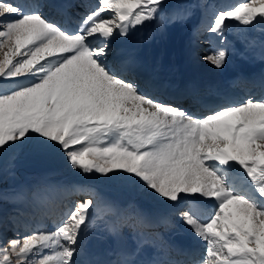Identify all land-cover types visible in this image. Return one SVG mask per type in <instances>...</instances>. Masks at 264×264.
<instances>
[{"label": "snow or ice", "instance_id": "snow-or-ice-1", "mask_svg": "<svg viewBox=\"0 0 264 264\" xmlns=\"http://www.w3.org/2000/svg\"><path fill=\"white\" fill-rule=\"evenodd\" d=\"M47 7L62 22L50 20ZM164 7V0H0V155L57 154L73 171L135 185L205 242L196 264H264V99L224 97L197 115L145 94L113 58V41ZM233 22L264 30V0L220 5L204 31L223 45ZM227 56L217 47L204 59L220 69ZM74 188L85 199L51 230L4 240L0 264H88L80 259L83 233L99 202L90 185ZM130 255L116 264H180Z\"/></svg>", "mask_w": 264, "mask_h": 264}, {"label": "rangeland", "instance_id": "rangeland-1", "mask_svg": "<svg viewBox=\"0 0 264 264\" xmlns=\"http://www.w3.org/2000/svg\"><path fill=\"white\" fill-rule=\"evenodd\" d=\"M7 2H17V0H7ZM90 2L94 4L95 0H90ZM240 2H242V0H194L192 4L180 3V7L177 9L173 8L174 10H172L168 7L167 0H164L165 7L163 11L158 14L156 20L146 22L144 24L145 26L142 25L147 32L145 34L141 32V35L155 38V33L153 34L155 27L161 30L173 26L178 27L179 33L181 32L180 35L182 34L184 37H187L190 43V46L186 49H191L192 52H195V61L197 64L204 71H208L211 74H218L223 79L242 61H251L252 63L250 64L254 66L257 63H264V59H261L259 55L260 45L264 42V32L260 29L248 26V30L246 31L245 26L237 25L233 22L231 30L225 33L226 42L223 45L217 43L215 39L210 38L214 37L215 34H208L204 31L205 27L211 23L215 12L220 9V5L225 3L239 4ZM44 12L45 15L54 22H62L63 20V17L56 12L54 7H47L44 9ZM105 15H107V13H105ZM176 16H179L180 19L172 22L173 18ZM63 26L66 28L74 27V25L71 24H64ZM138 35L139 33L135 35L134 39L132 36L124 38L125 40L121 37L116 38L112 43V48L114 50L113 54L124 52V50H130L129 47H134L138 44L140 42V37H138ZM227 36H231L233 41H228ZM142 45L148 44L139 43V48ZM219 46L228 49V56L224 67L217 69L206 61L204 57ZM152 47V50H157L158 48L154 44ZM0 56H2V53H0ZM136 66L138 67L139 64L137 63ZM125 77L127 78L126 75ZM132 77L131 79L136 81V79ZM136 82L139 84L138 81ZM236 88L237 91H242L240 87ZM250 98L254 100L256 98H259V100L264 99V90L258 92V95H254ZM245 100L246 99H244V101ZM51 159L52 164H50ZM2 167L5 171L0 173L1 180L7 179L9 175L13 177H10V181H12L13 185L11 186L12 190L9 191L8 194L14 195L22 193L26 199L19 203L17 208L9 211L5 220L7 227L4 231L0 230V246L3 245V241L6 239H22L24 236L37 230H51L53 225H58L62 222L64 214L70 207L76 202L85 199V196L80 194L74 186L90 185L94 189L95 196L93 198L99 202V208L96 212L90 209L91 222L84 232L88 233V231H91L92 233L88 234L94 235L97 231L101 232L103 230L106 234L108 230L111 231L112 238L120 242L122 247V254L119 253V255L115 256L117 258L114 261L115 264L118 260H121L125 254L135 256L133 247L137 244L138 236L143 239L144 244L150 243L153 246L160 247L161 255L163 256V260H165L164 262H166V260L173 257L174 253V250L170 249L167 244L169 227L175 232H181L180 230H183V232L185 231L188 236L195 238L200 247V250L196 251L192 262H186L184 255L175 254L176 261H179L180 264H196V262L201 260L206 254L205 242L195 236L179 219L169 217L168 210L161 201L143 193L135 185L125 180H108L99 175H84L79 171H73L69 168L63 157L57 154L40 156L27 149L20 150L15 155H0V168ZM53 170L56 171L58 175L52 176L50 179L46 180L44 184L37 178L33 180L29 179L32 174L39 175L40 173ZM16 174L22 177V182H20V184L18 182L14 183ZM40 176L41 175L38 176L39 179ZM52 190H54V192ZM2 192L3 191L0 190V194ZM41 192L45 195L43 199L40 196ZM55 192L60 193L58 194L59 197H57ZM46 197L48 204H50V211L51 208L54 209V211L49 212V208L37 211V213L29 211L36 205L35 203H38L39 200H44ZM18 209H25V212H21L23 218H17L16 221L12 222L11 219L18 214ZM153 211L160 212L162 214H160L162 219L155 220L151 218L150 214H152ZM3 216L5 215L3 214ZM139 245L140 247L142 246L141 243ZM150 247L151 246H145L142 248L147 249ZM182 254H185V252ZM84 258L83 254L80 259L83 261Z\"/></svg>", "mask_w": 264, "mask_h": 264}, {"label": "bare ground", "instance_id": "bare-ground-1", "mask_svg": "<svg viewBox=\"0 0 264 264\" xmlns=\"http://www.w3.org/2000/svg\"><path fill=\"white\" fill-rule=\"evenodd\" d=\"M179 6H180V4L178 3L176 5V8H178ZM176 8H174V9H176ZM143 26H145V25H143ZM141 32H144V34H145L147 32V30L142 26H137L135 29H130L129 34L126 37L132 36L134 39L135 35L137 33H139V35H138L140 37L139 43L149 44L151 42L153 44L158 45L157 47H159V48L157 50H152L148 47H143L138 51L135 50V55L137 58H146V57L151 56L152 61L158 60L159 62H161L163 64L162 67L160 68V70L166 74H170L173 71L170 69L168 60H170L172 58L174 60V62H178L177 58H180L182 60V63H183L180 65L182 73L186 72L187 69H189L190 71H193L194 73L197 72L198 67L192 61V60H195L196 54H194L195 52H192L191 49L188 50L185 47H182V44L185 43V41L187 40V37H184V35H182V34H181L182 36L180 35L181 32L179 33L178 27L173 26L170 28H165L163 30H161L158 27H155L154 31H153V34L155 33L154 34L155 38H152L149 36L144 37V35L143 36L141 35ZM126 37H121V38L123 40H125L124 38H126ZM139 43H138V46H139ZM177 44H180V45L176 46ZM130 50L132 51V50H134V48H132ZM130 50H127V51H130ZM135 55H134L133 59L129 61V66H131V67H133V65L135 63L134 62ZM240 64L245 65V64H249V63L242 61ZM140 65H143V63H141ZM177 69H179V64L177 66ZM244 69H245V67L243 69L237 68L236 70L232 71L231 75L239 73V71H243ZM144 72L154 74V70L153 71H144ZM205 73L207 75L211 74L208 71ZM200 74L203 75V73H200ZM260 86L263 89L264 84L261 83ZM156 212L153 211V213L150 214V217L155 219V220L156 219L161 220L162 214L158 211H156ZM163 220H164V217H163ZM168 232L171 235V237H169V241H168L169 244L173 243L174 248L177 250L178 253H184L185 252L184 255H187V253L190 251V246H187L185 248V250H183V248L181 246H179L177 243L181 239L186 238L185 237L186 233L183 231L175 232L172 230L171 227H169ZM88 233H92V232L88 231ZM88 233L84 232L83 241H82V247L84 250V257H85L83 261H87L88 264H90L91 256L96 255L95 260L97 261V263L113 264L112 257L115 256V252L121 251V245L114 238H112L111 231L108 230L107 234L103 230L101 232L97 231L96 234H94V235L88 234ZM142 240L143 239L139 240V244L141 243ZM194 245H197V244H194ZM135 250H136L137 256L136 257L132 256L131 258H134L132 260L144 262L145 261V253L148 251H150V254L153 253L154 247L153 248L150 247L147 249H143V248L141 249L140 245H138L135 248ZM160 259H161L160 255H156V256L153 255V261H160Z\"/></svg>", "mask_w": 264, "mask_h": 264}, {"label": "trees", "instance_id": "trees-1", "mask_svg": "<svg viewBox=\"0 0 264 264\" xmlns=\"http://www.w3.org/2000/svg\"><path fill=\"white\" fill-rule=\"evenodd\" d=\"M50 164H52V159L50 161ZM49 164V165H50ZM46 168V167H45ZM5 171V169L2 167L0 168V173ZM40 181L41 182H46L47 179L51 178L52 176L58 175V173L56 171H50V172H43L40 173ZM38 174H32L30 176V180H33L34 178L36 179L38 176ZM13 176V175H12ZM10 177L11 175L8 176L7 179L5 180H1L0 179V190H2L3 192L0 194V215H1V219H0V230L4 231L7 227L5 220L9 214V211H12L13 209L17 208L19 206V203L22 202L23 197H25L23 194L19 193V194H14V195H9L8 192L12 190L11 186L13 185L12 181H10ZM13 178V177H11ZM18 179V180H15ZM15 179H14V183L18 182L20 184V182H22V177H20L18 174L15 175ZM42 199L44 198L42 192L40 193ZM40 203L46 204L45 199L44 200H39ZM13 203V204H12ZM12 204V205H11ZM18 214L15 215V217H13L11 219L12 222L16 221L17 218H23V215L20 213L21 211L18 209ZM32 213H35L34 211H32ZM3 214L5 216H3Z\"/></svg>", "mask_w": 264, "mask_h": 264}, {"label": "water", "instance_id": "water-1", "mask_svg": "<svg viewBox=\"0 0 264 264\" xmlns=\"http://www.w3.org/2000/svg\"><path fill=\"white\" fill-rule=\"evenodd\" d=\"M177 1H180V0H169L168 4H169V6H174ZM182 1H192V0H182ZM258 28L262 29L260 27H258Z\"/></svg>", "mask_w": 264, "mask_h": 264}]
</instances>
